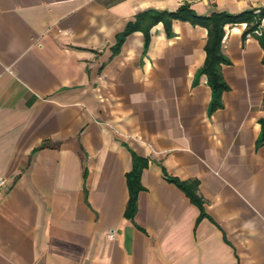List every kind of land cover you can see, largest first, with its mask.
I'll return each mask as SVG.
<instances>
[{"label":"crops","instance_id":"0c3cea01","mask_svg":"<svg viewBox=\"0 0 264 264\" xmlns=\"http://www.w3.org/2000/svg\"><path fill=\"white\" fill-rule=\"evenodd\" d=\"M199 14L264 0H0V264H264V49L226 25L229 89L211 109ZM147 159L133 219L127 173ZM168 176L199 180L205 215Z\"/></svg>","mask_w":264,"mask_h":264},{"label":"trees","instance_id":"16d2710c","mask_svg":"<svg viewBox=\"0 0 264 264\" xmlns=\"http://www.w3.org/2000/svg\"><path fill=\"white\" fill-rule=\"evenodd\" d=\"M175 19L189 20L193 24H200L208 29V38L205 45L206 59L200 68L201 73H205L208 77V83L212 88L213 99L210 108L213 110L223 106L222 94L229 89V84L223 76V64L229 63L230 59L224 53L223 39L225 36L226 25L237 23H246L243 38L246 39L249 33L254 34L260 41L264 49V8L257 11L255 8L247 9L239 13H231L227 11H214L210 14L197 13L189 3L180 5L176 10H158L147 9L135 14L134 18L129 20L124 28L117 36V43L114 47V53L118 52L126 37L134 31L140 30L145 37V51H147L151 39L152 29L160 22L164 23L168 36L173 35V21ZM261 29V34H256L255 30ZM264 63V56L262 59ZM261 124L258 145L264 142V117L259 118ZM146 158L133 153V167L127 173L128 185L130 190V198L127 204L125 214L133 219L138 206L139 192L144 188L141 182L143 169L147 166ZM170 181L178 184L201 209V217L204 216V200L199 194V180L191 179L187 181L180 180L177 177L168 176Z\"/></svg>","mask_w":264,"mask_h":264},{"label":"built area","instance_id":"2783aa9c","mask_svg":"<svg viewBox=\"0 0 264 264\" xmlns=\"http://www.w3.org/2000/svg\"><path fill=\"white\" fill-rule=\"evenodd\" d=\"M257 11H260V10H257ZM255 33L261 34V29L255 30ZM249 35H251V33H249ZM9 185H10L9 178L6 176H0V193L6 191Z\"/></svg>","mask_w":264,"mask_h":264},{"label":"rangeland","instance_id":"374dc122","mask_svg":"<svg viewBox=\"0 0 264 264\" xmlns=\"http://www.w3.org/2000/svg\"><path fill=\"white\" fill-rule=\"evenodd\" d=\"M262 21H263V23H264V19H263Z\"/></svg>","mask_w":264,"mask_h":264}]
</instances>
